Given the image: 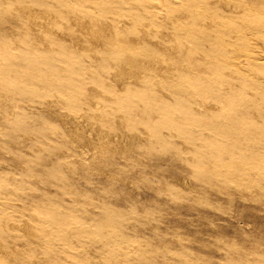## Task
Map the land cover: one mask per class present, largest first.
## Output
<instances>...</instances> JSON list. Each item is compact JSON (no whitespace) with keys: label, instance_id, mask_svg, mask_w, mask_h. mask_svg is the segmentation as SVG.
I'll use <instances>...</instances> for the list:
<instances>
[{"label":"rangeland","instance_id":"1","mask_svg":"<svg viewBox=\"0 0 264 264\" xmlns=\"http://www.w3.org/2000/svg\"><path fill=\"white\" fill-rule=\"evenodd\" d=\"M97 21L111 36L95 42ZM249 56L264 59V0H0V264H264V73ZM83 109L126 121L124 147L86 146L65 117Z\"/></svg>","mask_w":264,"mask_h":264},{"label":"bare ground","instance_id":"2","mask_svg":"<svg viewBox=\"0 0 264 264\" xmlns=\"http://www.w3.org/2000/svg\"><path fill=\"white\" fill-rule=\"evenodd\" d=\"M245 6L244 5H241V4H237V5H233L232 6V12L234 13V14H239V13H241V12H243L244 10H245ZM23 12V11H22ZM26 16H27V18L29 19V20H31V22H33V23H35V24H39L38 23V18H37V11H36V9H32V8H26V9H24V12H23ZM41 17V16H40ZM54 20H56L55 18H54ZM62 22V21H61ZM73 23H75L76 21L75 20H73L72 21ZM122 24H123V21H122ZM75 25V24H74ZM61 26V25H60ZM68 24L67 23H63L62 22V28L63 29H65V31H66V29H68ZM76 26V25H75ZM112 27H113V25H111ZM121 26L122 25H120L119 24V27L121 28ZM96 27H97V31L95 32V35H96V37H95V42H98L99 41V38H100V36L101 35H106V34H109V36H111V30H110V27L108 26V24H106L105 22H99V21H97L96 22ZM48 32H49V34H51V35H53L54 37H63L64 36V34L65 33H60V32H57L55 29H54V27L53 26H50L49 28H48V30H47ZM64 31V32H65ZM154 31V30H153ZM68 32V31H67ZM66 32V33H67ZM146 33V32H145ZM152 34V33H151ZM143 37H146V34L143 36ZM122 40V39H121ZM145 40V39H144ZM178 41V40H177ZM211 41V39H209V38H207V39H201V43H199V45L197 46V48L195 49L194 48V51L193 52H195L197 55H199L200 57H204V56H206L207 55V51H205L204 49H202V44H204V43H207V42H210ZM136 42V41H135ZM112 43H113V41H112ZM138 43V42H137ZM157 45H158V47H160V48H162V49H164L166 52H168V53H166L167 55L168 54H172V56L170 57L169 55V59L167 58V60H165L166 62H168L169 63V66H170V64L172 65L174 62H176L178 59L180 60V58H176V60L175 59H173V58H175L176 57V52H174L175 51V49H173L174 51H172V48H171V45H167V44H164V42L163 41H161V40H158L157 42ZM177 44V43H176ZM175 44V45H176ZM173 45V44H172ZM176 46H179V45H176ZM175 46V47H176ZM220 47H221V49L223 48V49H229V48H233L234 46L233 45H224V44H222V45H220ZM159 48V49H160ZM174 48V47H173ZM178 48V47H177ZM176 48V49H177ZM130 50V49H129ZM182 50H183V52H186L187 50H188V48H187V45H185V44H183L182 45ZM131 51L133 52L134 51V49H131ZM188 52V51H187ZM141 54H146L147 55V57L149 58V60H153V59H160L161 60V58L157 55V54H155V53H153L152 51H146V50H142L141 51ZM174 56V57H173ZM248 56V54H245L244 55V57H247ZM257 57H261V55H260V53H258L257 55H256ZM213 57V59H215V60H217V58H216V56H212ZM211 57V58H212ZM249 59H251L252 61H255L256 63H258L259 65V67L257 68H255V72H261V73H264V59H259V58H255V56H249L248 57ZM182 60V59H181ZM128 62H129V60L127 61V63L126 62H124L123 63V66H122V68H121V77H118L117 75H115L116 73H114V74H111L110 75V80L111 81H116V83H119V81L120 80H122L123 79V76H124V74L127 72V73H130V75H131V72H134L133 70H131L130 68H132L133 66H129V68H127L128 66ZM223 62V60L221 61V63ZM144 63H146V62H144ZM177 64H178V62H177ZM195 64H197V63H195ZM231 64H232V66L233 67H236V68H239V69H241L242 67V62H238V61H235V62H231ZM142 65H138V67L140 68ZM147 66V65H146ZM198 66V65H197ZM188 67V66H187ZM195 68H196V66H195ZM203 68V67H202ZM142 69H143V67H142ZM243 69V68H242ZM202 70V69H201ZM251 70V69H250ZM200 71V70H199ZM130 75L128 76V77H130ZM190 75V74H189ZM204 75V74H203ZM169 76V75H168ZM173 76V75H172ZM215 77V76H214ZM125 78V77H124ZM133 78V75L131 76V79ZM216 78V77H215ZM162 79H163V81L164 82H168L167 81V77H162ZM130 80V79H129ZM150 81V80H149ZM149 81H147V82H149ZM162 81V80H161ZM160 81V82H161ZM171 81V80H170ZM172 82V81H171ZM171 82H170V84H171ZM154 83V82H153ZM162 83V82H161ZM163 84V83H162ZM170 86V85H169ZM149 87V86H148ZM151 87V86H150ZM179 87V86H178ZM174 89H176V88H174L173 87V90ZM176 91V90H175ZM79 92V91H78ZM91 92H93V90H89L88 91V94H87V96H89V93H91ZM84 94V93H83ZM202 94V93H201ZM208 95V94H207ZM64 96H66V95H64ZM63 96V97H64ZM74 97V96H73ZM72 98V97H71ZM70 98V99H71ZM78 98V97H77ZM73 100V99H72ZM49 101V100H48ZM56 101V100H55ZM92 100H90V98L89 99H87L86 100V103H85V105L87 106V105H89V106H91L93 103L91 102ZM74 102H76V101H74ZM68 104V103H67ZM76 103H72V105H75ZM77 104L80 106L81 105V103L79 104V102H77ZM83 104V103H82ZM98 104V103H97ZM77 105V106H78ZM100 105V104H99ZM78 106V107H79ZM88 107V106H87ZM202 107H204V106H202ZM54 108V107H53ZM65 108V107H64ZM197 108L199 109V108H201V106H199V105H197ZM63 109V108H62ZM59 111V110H58ZM61 111V110H60ZM78 111V110H77ZM56 113V112H55ZM85 115H88V112L85 110V109H83L82 110V112L79 114V115H71L70 113H67L66 115H65V117L66 118H73L74 119V121H75V123H76V126H75V129H76V131H77V133L81 136V138L83 139V142H84V144L86 145V146H91L92 148H93V150H94V152H95V154H96V152H98V151H104V150H107V149H112V148H115V149H118L119 148V146H121V145H123V147H124V145H125V139H126V136H127V134H126V132H125V127H126V121H123L121 118H111V117H109V116H106V117H102V119H101V117H97V116H94V117H96V121L97 122H101V124L99 125V126H95L92 122H88L87 121V119H85ZM64 117V116H63ZM62 124H65V118H63L62 120ZM115 131H118L119 132V139L118 138H115V137H113V134H114V132ZM112 138H115V142H118V144H116L115 145V143L112 141ZM121 144V145H120Z\"/></svg>","mask_w":264,"mask_h":264}]
</instances>
